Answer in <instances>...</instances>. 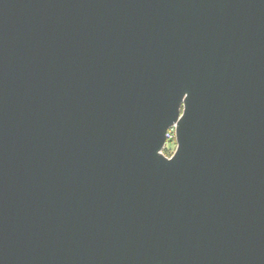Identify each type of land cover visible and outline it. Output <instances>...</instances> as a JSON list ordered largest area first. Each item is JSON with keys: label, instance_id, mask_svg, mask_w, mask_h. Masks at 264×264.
I'll return each instance as SVG.
<instances>
[{"label": "water", "instance_id": "95a60500", "mask_svg": "<svg viewBox=\"0 0 264 264\" xmlns=\"http://www.w3.org/2000/svg\"><path fill=\"white\" fill-rule=\"evenodd\" d=\"M0 264H264V0H0Z\"/></svg>", "mask_w": 264, "mask_h": 264}, {"label": "built area", "instance_id": "2783aa9c", "mask_svg": "<svg viewBox=\"0 0 264 264\" xmlns=\"http://www.w3.org/2000/svg\"><path fill=\"white\" fill-rule=\"evenodd\" d=\"M172 144H173V146L175 145V147H176L175 130H174V128L168 130V132H167V144H166V149L165 150H167V151L171 150L169 148V145H172Z\"/></svg>", "mask_w": 264, "mask_h": 264}, {"label": "rangeland", "instance_id": "374dc122", "mask_svg": "<svg viewBox=\"0 0 264 264\" xmlns=\"http://www.w3.org/2000/svg\"><path fill=\"white\" fill-rule=\"evenodd\" d=\"M169 148L171 149V150H169V151H165L164 152V154L166 155V156H168V157H170L173 153H174V151H175V145L173 146V144L172 145H169Z\"/></svg>", "mask_w": 264, "mask_h": 264}, {"label": "trees", "instance_id": "16d2710c", "mask_svg": "<svg viewBox=\"0 0 264 264\" xmlns=\"http://www.w3.org/2000/svg\"><path fill=\"white\" fill-rule=\"evenodd\" d=\"M165 151H167V150H165ZM165 151H164V152H165Z\"/></svg>", "mask_w": 264, "mask_h": 264}]
</instances>
